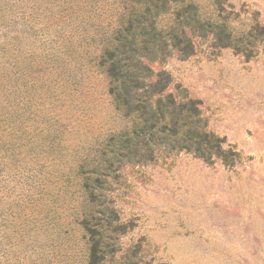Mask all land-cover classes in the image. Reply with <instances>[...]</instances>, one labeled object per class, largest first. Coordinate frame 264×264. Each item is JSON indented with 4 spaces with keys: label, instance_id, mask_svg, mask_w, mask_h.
<instances>
[{
    "label": "rangeland",
    "instance_id": "374dc122",
    "mask_svg": "<svg viewBox=\"0 0 264 264\" xmlns=\"http://www.w3.org/2000/svg\"><path fill=\"white\" fill-rule=\"evenodd\" d=\"M163 1L154 17L147 0H0V264H87L91 239L107 264H264V0H186L257 33L251 59L209 40L142 59L145 83L162 73L164 96L200 102L232 168L124 143L141 121L116 105L104 58L137 16L169 32L178 5Z\"/></svg>",
    "mask_w": 264,
    "mask_h": 264
},
{
    "label": "trees",
    "instance_id": "16d2710c",
    "mask_svg": "<svg viewBox=\"0 0 264 264\" xmlns=\"http://www.w3.org/2000/svg\"><path fill=\"white\" fill-rule=\"evenodd\" d=\"M174 1L178 5L176 24L169 32L157 31L155 22L151 20H147L149 23L145 26L141 24L144 15L137 16L114 37V49L106 52L104 63L107 64L108 74L112 79L111 94L114 95L116 105L122 107L126 115H136L141 121L132 137L126 139L124 143L136 148L137 144L142 142V148L146 151L144 157L149 160L155 158V150L157 154L168 151L169 155L183 152L192 154L208 164L218 160L232 168L240 162V155L232 147L225 146L224 139L205 130L200 102L189 98L179 85L176 86L177 96L173 94L164 96L171 80L165 78L162 73L157 75L154 82L145 83L141 77L144 78L145 73L152 72L142 59L163 62L165 51L169 48L182 57H189L195 53L196 43L208 40L214 49L230 48L237 54L251 59L253 57L251 44L257 33L235 37L227 30L225 23L203 21L195 4L187 3L186 0ZM168 2L169 0L163 1L159 13L166 11ZM147 4V13L151 12L156 17V8L152 0H147ZM139 29L142 30L143 40L137 44L140 38L136 37L134 31ZM152 43L154 48L150 49ZM137 45L143 48L142 58L133 53ZM150 51L152 54H148ZM140 90H144L145 95H138L137 92ZM152 93L157 95L154 99L151 97ZM152 144H155V150ZM140 157L142 161V155ZM91 243L87 264H107L104 263L105 258L99 261L101 259L99 255L103 252L99 243L93 239Z\"/></svg>",
    "mask_w": 264,
    "mask_h": 264
}]
</instances>
